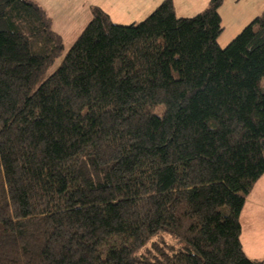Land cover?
<instances>
[{
    "label": "trees",
    "instance_id": "obj_1",
    "mask_svg": "<svg viewBox=\"0 0 264 264\" xmlns=\"http://www.w3.org/2000/svg\"><path fill=\"white\" fill-rule=\"evenodd\" d=\"M223 1L129 25L92 6L45 77L61 34L0 0V264H264L240 240L264 176V10L221 47Z\"/></svg>",
    "mask_w": 264,
    "mask_h": 264
},
{
    "label": "rangeland",
    "instance_id": "obj_2",
    "mask_svg": "<svg viewBox=\"0 0 264 264\" xmlns=\"http://www.w3.org/2000/svg\"><path fill=\"white\" fill-rule=\"evenodd\" d=\"M162 0H38L52 20V28L61 33L64 48L48 67L45 77L54 72L60 65L64 55L91 19V7L99 6L105 10L115 24L129 25L146 18ZM198 0H175L177 17H191L197 14ZM264 0H224L221 14L223 26L220 44L225 47L244 28L249 13L243 12L247 7L259 5ZM238 2L239 9L236 5ZM256 9H253L254 12ZM229 42V43H228ZM226 44V45H225ZM264 84V78L261 81ZM264 202V178L255 186L243 206L241 222V242L249 258H264V204L257 208L256 201ZM169 243H173L167 238Z\"/></svg>",
    "mask_w": 264,
    "mask_h": 264
},
{
    "label": "crops",
    "instance_id": "obj_3",
    "mask_svg": "<svg viewBox=\"0 0 264 264\" xmlns=\"http://www.w3.org/2000/svg\"><path fill=\"white\" fill-rule=\"evenodd\" d=\"M33 1H35L36 3H38L42 8H43V6H42V4L40 3V2H38V0H33ZM208 1L209 0H198L197 1V3H199V9H200V11H202V10H204L205 8H206V6H207V4H208ZM173 3H174V8H175V10H176V2H175V0H173ZM225 4V2L223 1V3H222V5L219 7V15H220V17H221V23L223 22V18H222V14H221V11H222V8H223V5ZM236 5H237V7H238V9H239V4H238V2L236 3ZM44 9V8H43ZM253 9H256V7H254V6H249V7H247L243 12H247V13H249V17H248V19L244 22V27L246 26V25H248L257 15H259L263 10H264V1L259 5V8H257L254 12H252V10ZM199 11V12H200ZM223 24V23H222ZM223 28H224V30H225V27L223 26ZM243 29V28H242ZM224 30H223V32H224ZM58 32V31H57ZM222 32V33H223ZM239 33V32H238ZM237 33V34H238ZM59 34H61V33H59ZM221 36H222V34L220 35V37H219V39L221 38ZM219 41V45L221 46V47H223L221 44H220V40H218ZM229 43V42H228ZM226 45V44H225ZM264 178V176L263 177H261L258 181H257V183L255 184V186L256 185H258L259 184V182H261V180ZM255 186H254V188H255ZM254 188H253V190H254ZM253 190H252V192H253ZM252 192L250 193V195L252 194ZM249 195V196H250ZM248 196V197H249ZM257 202V208L259 207V206H263V205H261V203H262V200H257L256 201ZM262 204H264V202L262 203ZM241 215V214H240ZM241 223V222H240ZM241 231H242V227H241ZM240 240H241V235H240ZM241 244H242V242H241ZM242 247H243V245H242ZM243 251H244V249H243ZM244 253H245V251H244ZM245 255H246V253H245ZM247 256V255H246ZM248 257V256H247ZM249 258V257H248ZM250 259H252V258H250ZM257 259H259V258H257ZM260 259H264V258H260Z\"/></svg>",
    "mask_w": 264,
    "mask_h": 264
}]
</instances>
